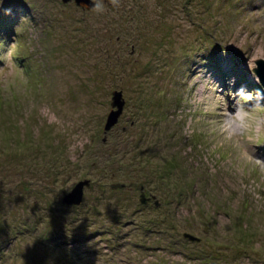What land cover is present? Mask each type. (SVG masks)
Listing matches in <instances>:
<instances>
[{
	"label": "rangeland",
	"instance_id": "obj_1",
	"mask_svg": "<svg viewBox=\"0 0 264 264\" xmlns=\"http://www.w3.org/2000/svg\"><path fill=\"white\" fill-rule=\"evenodd\" d=\"M104 4L0 0V264H264V170L212 125L264 96V0Z\"/></svg>",
	"mask_w": 264,
	"mask_h": 264
},
{
	"label": "clouds",
	"instance_id": "obj_2",
	"mask_svg": "<svg viewBox=\"0 0 264 264\" xmlns=\"http://www.w3.org/2000/svg\"><path fill=\"white\" fill-rule=\"evenodd\" d=\"M93 7L90 9L98 14L103 13L106 8L104 0H90ZM114 8H119L121 0H109ZM12 67L18 73H23V69L11 61ZM250 72L253 73L257 83L259 77L255 76L257 66L249 65ZM8 69L4 64L3 69ZM233 110L229 111L227 104L223 101L222 106H217L219 118L212 122L213 131L219 143L230 147L237 157L248 163L250 167L264 170V160L259 159L256 154L255 145L259 140L264 139V104L261 100L264 96L261 93H248L243 88L233 94ZM216 110V109H214Z\"/></svg>",
	"mask_w": 264,
	"mask_h": 264
},
{
	"label": "water",
	"instance_id": "obj_3",
	"mask_svg": "<svg viewBox=\"0 0 264 264\" xmlns=\"http://www.w3.org/2000/svg\"><path fill=\"white\" fill-rule=\"evenodd\" d=\"M65 2L71 1V0H64ZM77 4L83 7H91L93 6L90 2V0H76ZM257 64L259 67L256 68L255 72L260 75V78L262 82H264V60H258ZM264 85V83H262ZM125 99L123 92L120 91H115L113 93V103L112 106L114 109H112L111 113L108 116L107 123L105 125V131H108L111 129V127L118 121L120 115L122 114L125 106ZM117 108V109H116ZM90 184L88 180L86 181H81L70 194H67L64 202L67 204H80L82 203V198L84 195V187L85 185ZM114 186H124V184H118ZM142 194H141V202L142 203H148V199H152L151 197H148L147 194L144 191V187L141 186ZM153 199L155 200V204L157 206L161 205V202L159 199H157L156 196H153ZM184 236L190 240H197V238L193 234L189 233H184Z\"/></svg>",
	"mask_w": 264,
	"mask_h": 264
},
{
	"label": "trees",
	"instance_id": "obj_4",
	"mask_svg": "<svg viewBox=\"0 0 264 264\" xmlns=\"http://www.w3.org/2000/svg\"><path fill=\"white\" fill-rule=\"evenodd\" d=\"M4 17L5 18H7V15H4ZM3 17V18H4ZM222 45V44H221ZM210 55V54H209ZM211 56V55H210ZM160 144V143H159ZM146 182L148 183V181H147V179H146ZM117 184H120V182H116ZM120 188H122V187H120ZM159 192H158V194L160 195V192L162 191V188H160V189H157Z\"/></svg>",
	"mask_w": 264,
	"mask_h": 264
},
{
	"label": "bare ground",
	"instance_id": "obj_5",
	"mask_svg": "<svg viewBox=\"0 0 264 264\" xmlns=\"http://www.w3.org/2000/svg\"><path fill=\"white\" fill-rule=\"evenodd\" d=\"M264 86V85H263ZM264 88V87H263ZM148 201H149V199H148Z\"/></svg>",
	"mask_w": 264,
	"mask_h": 264
}]
</instances>
